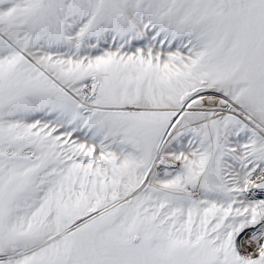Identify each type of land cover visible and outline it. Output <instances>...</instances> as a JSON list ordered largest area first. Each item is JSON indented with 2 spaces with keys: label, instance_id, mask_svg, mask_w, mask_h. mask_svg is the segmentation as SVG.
<instances>
[{
  "label": "snow or ice",
  "instance_id": "6c2138e0",
  "mask_svg": "<svg viewBox=\"0 0 264 264\" xmlns=\"http://www.w3.org/2000/svg\"><path fill=\"white\" fill-rule=\"evenodd\" d=\"M0 264H264V0H0Z\"/></svg>",
  "mask_w": 264,
  "mask_h": 264
}]
</instances>
